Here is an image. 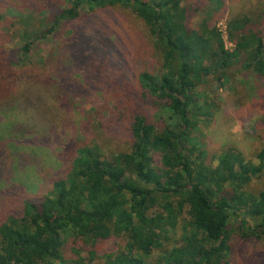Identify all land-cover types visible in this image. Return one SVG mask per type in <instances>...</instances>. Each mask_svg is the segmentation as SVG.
I'll return each mask as SVG.
<instances>
[{
  "label": "trees",
  "instance_id": "1",
  "mask_svg": "<svg viewBox=\"0 0 264 264\" xmlns=\"http://www.w3.org/2000/svg\"><path fill=\"white\" fill-rule=\"evenodd\" d=\"M108 1L0 0V184H7L0 264H230L232 236L264 241V141L255 165L221 150L212 166L193 133L212 115L203 86L227 80L232 68L264 85V0H120L135 5L145 38L129 45V36L124 44L104 36L98 51L74 57L73 47L84 43L80 27L100 24ZM225 14L231 49L216 25ZM15 24L23 44L8 50L6 30ZM65 27L72 44L51 46L48 67L27 65L32 45ZM14 60L22 68L9 79ZM99 88L114 99L126 149L107 155L89 129L88 138L66 145L71 159L61 173L46 178L38 166L44 189L27 193L31 181L14 178L12 159L20 169L33 166L32 152L49 146L45 134L30 138L37 132L25 130L20 116L31 112L32 128L42 117L50 130L61 118L44 108L45 99L68 107L67 99L91 95L96 109ZM146 105L164 110V122L152 123ZM254 178L256 191L249 188Z\"/></svg>",
  "mask_w": 264,
  "mask_h": 264
},
{
  "label": "rangeland",
  "instance_id": "2",
  "mask_svg": "<svg viewBox=\"0 0 264 264\" xmlns=\"http://www.w3.org/2000/svg\"><path fill=\"white\" fill-rule=\"evenodd\" d=\"M187 1L190 2L191 0ZM9 3L12 4L13 0H9ZM104 4L105 5L100 8V12L98 13L100 19L96 16L100 24L96 23L91 27H80L79 30L81 31L77 39L78 43L79 41H84V43L73 45L72 52L74 53V57L78 58L86 49L91 52L96 49L98 51V48H96V46H98L97 40H100V38L104 36L116 35V40L122 41L123 44L127 36H129L130 39L132 38L130 42H128L129 45L132 44L134 39L136 45H138L139 39L144 36L142 34L143 32L145 33L144 27L139 23L134 13L136 9L135 5L120 0H109ZM226 20L227 15L225 14L218 19L216 25L222 32L226 48L231 49L234 47V44L227 36ZM101 24H107L106 32L101 29ZM5 26L8 27V25ZM21 29V26L15 24L6 30L8 35L4 42L5 48L8 50H19V47L23 44V31ZM69 32L70 30H68V27H65L64 31H59L46 40L34 43L28 54L30 61L28 58L26 61L28 62L27 65L33 64L37 66V68H41L43 65L48 67L46 60H43V58L47 56L51 46H59L62 41L70 46L72 41L68 40V36H71ZM136 36H139V38H135ZM143 38H145V36ZM20 55L21 50L17 53V58ZM141 55L142 51H140L139 59ZM15 64L16 61L14 60L12 67L5 69V75L9 79H13L22 68V65L19 66ZM239 72V69L232 68L227 80L221 82L212 80L210 84L208 83L202 87V97L208 98L211 102L212 115L209 120L199 124V131H195L193 136L198 137L197 140L200 142L198 146L205 152L204 160L208 165L214 166L217 163L215 155L221 150H233V152L241 154L245 162H250L254 165L257 164L256 154L261 142L264 141V125H262V121H264V85L262 80H259L256 76L242 79ZM98 90V92H100L98 95L100 104L96 105V109L92 107V103L95 102V99H93L91 95V98L83 95L81 98H75V100L67 99L68 107L61 105L59 102L57 103L55 98L52 99V97H50L48 100L45 99L43 103L44 108L49 109V106L52 112H54L53 116H58L59 119L61 118L60 121L51 126L50 130H47L48 125L46 123L48 120L42 117H37V122L34 123L35 127L32 128L31 125H27L31 120V112L23 113L20 116V118L24 120L23 122L26 123V125L24 124L25 130L28 129L31 131L33 130L34 133L37 132V134H32L30 138L34 140L41 134H45L47 136L42 138L45 144L49 146L47 151L42 149L38 150L37 153L36 151L32 152L33 154H37V157L30 156L29 162H31L29 164H34L33 166L28 165L26 168L20 169L21 167L18 164L14 165V159L16 158L12 159V170L13 168L15 169L14 178L18 180L25 179L27 182L31 181L27 183V193H36L44 189L42 188V181L37 175L38 166L43 168L46 173V178L48 176L54 178L57 174L61 173L64 167L62 161L64 159H71L70 156H67L69 152L68 147L71 146L76 137L82 138L83 140L88 138L89 129L91 132H95L94 136L100 146L104 148L107 155L112 151L118 152L126 149L127 139H125V129L121 124H117V119L120 115L119 111L114 109V99L112 98L107 101L106 96H109L110 92L102 93L100 88ZM42 92L47 93V90L45 91V89L42 88ZM51 92L52 95H57L56 90ZM49 94L51 95L50 92L48 95ZM39 104L40 110L41 103L39 102ZM149 110L151 113H154V115L149 118L152 123L157 124V122H164L163 117H166V112L164 110H159V108L156 110L146 105V112L148 114ZM65 123H68V125L62 133H59L61 137L58 136L55 138V131L61 130L60 128L65 125ZM1 126L3 127V124L0 121V127ZM85 126H88V132ZM69 142L70 145L65 148ZM53 148L56 149L53 151ZM27 151L30 150L27 149ZM59 153H62L61 156ZM8 167L4 170L5 175L9 173ZM15 182L17 181H14V183ZM250 184L249 188L256 191L261 185V182L260 179L254 178ZM6 187L7 184H0V198H2L1 196L3 192H5L4 189H6ZM21 189L20 193L23 194ZM2 217L3 215L0 213V220L3 219ZM124 244L125 241H123L122 245L124 246ZM229 244L230 264H264L263 240L249 239L242 241L238 237L232 236ZM81 256L86 257L88 255L83 251Z\"/></svg>",
  "mask_w": 264,
  "mask_h": 264
}]
</instances>
